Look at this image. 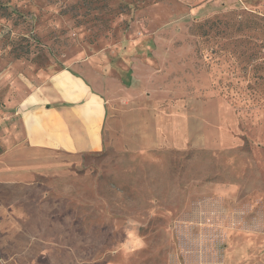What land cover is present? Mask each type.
<instances>
[{"label":"rangeland","instance_id":"rangeland-1","mask_svg":"<svg viewBox=\"0 0 264 264\" xmlns=\"http://www.w3.org/2000/svg\"><path fill=\"white\" fill-rule=\"evenodd\" d=\"M60 70L173 130L194 112L210 147L85 156L50 181L33 264H264V0H0V132Z\"/></svg>","mask_w":264,"mask_h":264},{"label":"crops","instance_id":"crops-1","mask_svg":"<svg viewBox=\"0 0 264 264\" xmlns=\"http://www.w3.org/2000/svg\"><path fill=\"white\" fill-rule=\"evenodd\" d=\"M22 88L24 97L7 102L15 109L5 115L10 130L0 132V253L10 241L12 250L1 259L7 263L33 264L42 254L34 247L47 237L41 208L52 197L50 181L81 169L85 156L210 147L195 144L194 112L173 130L148 100L113 98L68 70L42 73Z\"/></svg>","mask_w":264,"mask_h":264}]
</instances>
